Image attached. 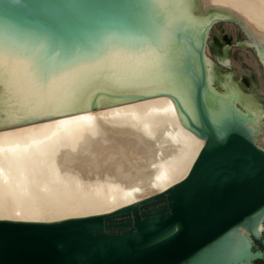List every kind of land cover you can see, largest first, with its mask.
I'll use <instances>...</instances> for the list:
<instances>
[{
    "label": "water",
    "instance_id": "1",
    "mask_svg": "<svg viewBox=\"0 0 264 264\" xmlns=\"http://www.w3.org/2000/svg\"><path fill=\"white\" fill-rule=\"evenodd\" d=\"M216 20L264 67V0H0V130L165 95L204 139L115 211L0 220V264H264V99L203 53Z\"/></svg>",
    "mask_w": 264,
    "mask_h": 264
},
{
    "label": "bare ground",
    "instance_id": "2",
    "mask_svg": "<svg viewBox=\"0 0 264 264\" xmlns=\"http://www.w3.org/2000/svg\"><path fill=\"white\" fill-rule=\"evenodd\" d=\"M209 29L203 53L221 69L231 66L229 57L210 56ZM244 44L264 90V67L246 32ZM203 143L165 95L0 130V220L115 211L182 180ZM243 233L252 242L250 222Z\"/></svg>",
    "mask_w": 264,
    "mask_h": 264
},
{
    "label": "rangeland",
    "instance_id": "3",
    "mask_svg": "<svg viewBox=\"0 0 264 264\" xmlns=\"http://www.w3.org/2000/svg\"><path fill=\"white\" fill-rule=\"evenodd\" d=\"M244 36L245 32L237 23L230 20L214 22L209 29L207 40L209 54L214 60L229 57L231 66H226L222 70L234 73L235 79L245 89L264 99V90L260 89L258 77L256 79L257 74L253 75L251 71L255 70L246 61L252 53L247 48L250 46L244 44ZM210 48L217 51L215 56ZM258 248L264 252L260 246Z\"/></svg>",
    "mask_w": 264,
    "mask_h": 264
}]
</instances>
